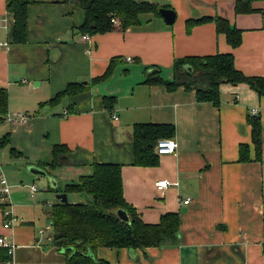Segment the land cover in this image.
<instances>
[{"label":"crops","instance_id":"obj_1","mask_svg":"<svg viewBox=\"0 0 264 264\" xmlns=\"http://www.w3.org/2000/svg\"><path fill=\"white\" fill-rule=\"evenodd\" d=\"M137 1L173 9L174 22L167 24L159 14L143 12L134 27L84 40L75 28L83 19L75 1L33 0L26 10L25 39L15 42L13 17L6 11V1L0 0V18L7 19V28H0V41L8 42L7 48H0V87L8 93V113L29 115L25 124H10V130L40 129L50 156L39 157L38 165L50 161L54 144L68 147L66 159L51 170L62 172L64 187L90 174L94 161L117 163L123 196L144 222L157 223L166 212L179 214L174 238L137 249L98 247L96 258L109 264H264V95L246 83H223L219 102L213 104L197 101L194 89L169 90L161 83L145 82L149 69L170 81L175 60L215 53H231L243 74L264 77L262 13H236L235 0ZM252 7L263 9L264 1L255 0ZM215 16L241 30L238 46L229 45L211 20L187 31L189 19ZM112 59L116 60L112 72L94 82ZM73 82L83 83L84 90L51 100ZM109 96L114 97L111 108L104 101ZM255 117L261 124L260 160L255 159L248 122ZM136 123L173 125L174 135L168 138L177 142L175 152L158 156L153 166L135 165L132 131ZM240 145L247 147L249 160L239 161ZM159 179L172 185L157 191ZM66 193L78 199L70 203H91L82 192ZM3 208L0 235L15 243L16 264H64L51 236L52 248L41 252L29 223L19 219L11 229H4Z\"/></svg>","mask_w":264,"mask_h":264},{"label":"trees","instance_id":"obj_2","mask_svg":"<svg viewBox=\"0 0 264 264\" xmlns=\"http://www.w3.org/2000/svg\"><path fill=\"white\" fill-rule=\"evenodd\" d=\"M6 11L13 17L12 39L22 42L26 35V10L33 0H5ZM82 9L83 19L75 28L81 34L93 35L119 28L125 30L139 24V15L143 12L158 13L157 5L148 1L137 0H71ZM255 0H235L236 13L259 11L264 22V8L252 7ZM264 1V0H263ZM117 18L116 24L111 19ZM213 21L218 33L225 34L232 47L241 42V30L230 25L220 16L189 19L187 31L191 26L204 21ZM264 28V25H263ZM116 60L112 59L105 73L94 79L103 80L111 72ZM189 67V68H188ZM150 68V67H149ZM173 79L168 81L158 76L157 72H148L146 83H161L169 90L178 86L194 89L199 102H219V86L223 83H246L259 95H264V77L247 76L234 65L231 53H215L206 56H186L173 64ZM83 83H69L52 101L69 97L84 90ZM114 97H105V105L111 108ZM8 93L0 87V124L8 114ZM251 139L256 151V160L261 159V124L258 117L249 118ZM174 135L171 124L136 123L132 131V144L135 165L153 166L158 162L155 144L161 138ZM8 134H5L6 139ZM5 141L0 140V144ZM69 151L64 144H54L51 159L46 163L50 170L59 166ZM247 147L240 145L239 161L249 160ZM64 192H85L92 198V203H57L49 211V224L52 229L51 245L62 253L64 264H109L96 258L98 247L137 249L158 246L174 238L179 230V214L166 212L157 223L144 222L123 196L121 165L110 162L94 161L90 174L81 175L76 183L66 184ZM122 209L128 215V221H122L116 214ZM8 258L7 250L0 247V260Z\"/></svg>","mask_w":264,"mask_h":264},{"label":"rangeland","instance_id":"obj_3","mask_svg":"<svg viewBox=\"0 0 264 264\" xmlns=\"http://www.w3.org/2000/svg\"><path fill=\"white\" fill-rule=\"evenodd\" d=\"M63 104L62 101L59 106ZM10 129H12L10 124H0V140L6 132H11ZM47 144L49 145L48 141ZM0 145V164L10 187V205L5 207V210H11L17 220L29 223L28 225L36 230V237L39 238V244L42 246L41 252L48 253L52 248L48 243V238L52 235V229L48 225V212L51 210L50 206L58 202L57 191L64 190L66 182L61 178L62 172L57 170L52 174L53 172L45 164L38 165L39 157L50 156V149L48 147L44 149L46 142L40 139L38 127H35L31 133L24 130L11 132L6 141ZM30 166H38L46 173L44 175L30 173L28 170ZM32 186L36 188L33 195L30 192ZM82 193L87 195L85 192ZM72 199L78 200L70 193L68 202ZM90 202L92 203V200ZM40 229L44 230L43 233L39 232Z\"/></svg>","mask_w":264,"mask_h":264},{"label":"built area","instance_id":"obj_4","mask_svg":"<svg viewBox=\"0 0 264 264\" xmlns=\"http://www.w3.org/2000/svg\"><path fill=\"white\" fill-rule=\"evenodd\" d=\"M112 23L116 24L117 20L116 18L111 19ZM0 28L6 29L7 28V19L6 18H0ZM84 40L89 39L88 34H82L81 35ZM1 47H8L7 41H0V48ZM130 60V59H128ZM68 111H64V114H68ZM113 119H117V116L115 114H112ZM29 119V115L24 111H19L15 113H8L4 121L13 124V123H20L25 124L27 120ZM177 148V142L172 138H161L157 140L155 144V152L157 155H163V154H171L175 152ZM172 185V182L168 179H159L155 182V188L157 191H164L169 186ZM36 191V188L34 186L31 187V193H34ZM10 187L7 183V180L5 178V175L3 173L1 164H0V206H3V217L4 221L2 224V227L6 230L11 229L13 223L17 221V218L12 214L11 210H5V207L10 205ZM184 203H188L189 199L184 200ZM50 206V204H46ZM40 232H43V230H40ZM263 233H264V226H263ZM0 247H4L7 250L8 258L4 261V264H16V245L13 241L6 240L4 235H0Z\"/></svg>","mask_w":264,"mask_h":264},{"label":"water","instance_id":"obj_5","mask_svg":"<svg viewBox=\"0 0 264 264\" xmlns=\"http://www.w3.org/2000/svg\"><path fill=\"white\" fill-rule=\"evenodd\" d=\"M158 13L164 19L165 23H167V24L173 23L174 20H175V17H176L175 11L173 9H171V8L159 7L158 8ZM149 70L150 71H155L156 69L152 68V69H149ZM28 170H29L30 173H33V174L44 175L46 173L43 169H41L39 167H36V166H30L28 168ZM53 184H54V182H52V185ZM56 198L61 203H68V197H67V193L66 192L58 193L56 195ZM116 214L122 221H128V215L126 214V212L124 210L117 209L116 210ZM64 252H65L64 249L60 250L61 254L64 253Z\"/></svg>","mask_w":264,"mask_h":264}]
</instances>
